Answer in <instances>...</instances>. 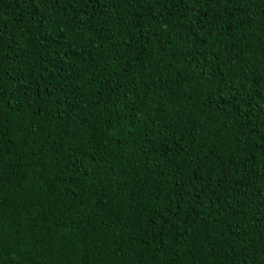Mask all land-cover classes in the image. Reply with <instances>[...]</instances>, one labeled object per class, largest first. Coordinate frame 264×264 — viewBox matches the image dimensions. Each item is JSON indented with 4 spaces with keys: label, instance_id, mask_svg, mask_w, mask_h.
<instances>
[{
    "label": "trees",
    "instance_id": "16d2710c",
    "mask_svg": "<svg viewBox=\"0 0 264 264\" xmlns=\"http://www.w3.org/2000/svg\"><path fill=\"white\" fill-rule=\"evenodd\" d=\"M0 264H264V0H0Z\"/></svg>",
    "mask_w": 264,
    "mask_h": 264
}]
</instances>
